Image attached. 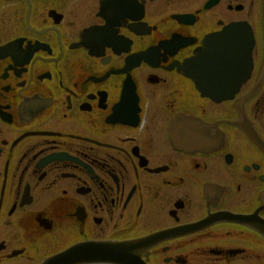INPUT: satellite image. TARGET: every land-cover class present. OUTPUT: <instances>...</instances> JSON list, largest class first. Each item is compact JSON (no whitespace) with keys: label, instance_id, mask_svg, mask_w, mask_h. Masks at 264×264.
<instances>
[{"label":"flooded vegetation","instance_id":"af4514ba","mask_svg":"<svg viewBox=\"0 0 264 264\" xmlns=\"http://www.w3.org/2000/svg\"><path fill=\"white\" fill-rule=\"evenodd\" d=\"M243 23L238 86L198 55ZM82 245L264 264V0H0V264Z\"/></svg>","mask_w":264,"mask_h":264},{"label":"water","instance_id":"95a60500","mask_svg":"<svg viewBox=\"0 0 264 264\" xmlns=\"http://www.w3.org/2000/svg\"><path fill=\"white\" fill-rule=\"evenodd\" d=\"M203 51L198 55V64L204 65L209 73H224L227 81L242 85L253 70V33L243 23L227 27L224 32L209 37ZM230 78V79H229ZM88 246L69 249L43 262V264H88L94 256Z\"/></svg>","mask_w":264,"mask_h":264}]
</instances>
